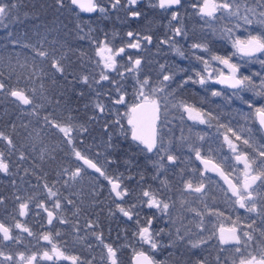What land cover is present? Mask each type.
<instances>
[{
  "label": "trees",
  "instance_id": "16d2710c",
  "mask_svg": "<svg viewBox=\"0 0 264 264\" xmlns=\"http://www.w3.org/2000/svg\"><path fill=\"white\" fill-rule=\"evenodd\" d=\"M118 1L122 13L126 0ZM0 5L6 15L0 21V221L12 236L7 240L0 235V259L18 260L20 253H34L35 245L41 251L52 245L89 246L96 240L129 245V228L116 217L118 206L127 209L132 197L165 194L160 171L148 161L125 116L135 100L128 65L114 74L103 72L94 55L113 30L126 35L127 12L86 16L70 0H0ZM216 43L209 45L224 46ZM13 89L29 96L30 104L14 100ZM173 95L187 100L179 92ZM244 97L238 92L208 99L201 107L207 129L194 132H226L237 138L260 134L253 112L264 109V101ZM61 126L69 132L64 134ZM245 142L248 159L262 166L258 170L264 180V159L258 153L264 140ZM77 153L95 161L103 176L83 168ZM114 180L125 191L120 202L110 189ZM73 254L82 256L83 249Z\"/></svg>",
  "mask_w": 264,
  "mask_h": 264
},
{
  "label": "flooded vegetation",
  "instance_id": "af4514ba",
  "mask_svg": "<svg viewBox=\"0 0 264 264\" xmlns=\"http://www.w3.org/2000/svg\"><path fill=\"white\" fill-rule=\"evenodd\" d=\"M224 1L211 2L213 24L216 25L213 26L214 28L231 24V21L224 16L228 10L226 5L221 6ZM218 5L223 8L224 13L221 9H217ZM118 8L121 7L117 6L109 12L114 11L116 16L120 17L119 14L122 16L126 11L130 20L128 29L126 28L128 31L125 35L122 29H118V32L113 30L114 37L112 35L110 41L113 39V43H117L128 40L134 43L126 45L123 51L118 53L123 65L126 63L129 65V77L133 83L139 82L137 81L139 79L132 77L135 74L133 72L138 70L143 75L140 81L144 75L149 76L150 80L163 77L162 86H165L166 94L170 93L174 101L181 102L186 107L197 109L202 115L200 118H206L207 122L208 118L201 107H205L207 100L212 97L222 98L224 94L241 92L246 99L250 97L256 101H264V70L262 69L264 38H261V41L251 42L261 43V51L255 55L250 56L245 53L243 51L245 46L239 47L238 50L244 54L245 61H242L236 73L218 72L216 84L213 79L204 80L205 66L202 67L204 58L215 56L235 60L236 55L232 56L234 51L231 44L226 39L218 37V32L201 20L200 0H180L175 7H160L159 0H138L130 4L125 3L122 13ZM134 13H138V16L132 15ZM95 14L97 11L92 15ZM208 40L224 46L211 48ZM139 42L141 47L138 45ZM144 42L146 43L143 44ZM199 45L204 49L199 50ZM252 58L259 60L249 65V59ZM113 66L106 72L112 74L115 69L120 68V63ZM222 73L238 77L241 85L236 89L227 87L218 79ZM137 87L138 85H133L134 93ZM250 90L259 94L252 96ZM175 92L181 93L187 100L177 99L173 95ZM134 98L136 100L128 111V122L133 136L140 141V134L130 116V109L136 102L150 99ZM150 101L159 107V115L155 119L157 145L153 151H148L141 141L140 144L147 152L148 161H152V166L160 171L159 175L164 181L162 193L165 196L150 198L147 194L143 198L132 197L128 203L130 210L125 212H121L124 207L118 206L119 212L116 217L122 218L123 224L128 226L127 240L130 244L109 245L101 244L96 240L97 244L89 246L52 245L49 246L48 251H41L40 246L35 245L32 259L38 264H133L132 258L136 253H145L154 264H264V180L258 170L262 166L251 164L245 142L247 138L253 141L264 140V135L256 121V111L264 112V109L256 108L253 112L260 134L242 133V137L237 138L226 132L196 133L194 130L197 127L189 124H184L183 127L182 123L174 132H165L169 131L171 125L169 127L167 125L166 130L163 131L159 120L163 118L183 120V117H164L163 108L153 100ZM178 110L173 114L181 113L180 109ZM243 112H247L246 104H243ZM241 121L244 125L247 122V120ZM259 149V156L264 159V147L261 146ZM196 154L218 164L234 180L238 194L233 195L217 176L204 172L195 158ZM79 155L82 154H76L77 160ZM238 158L241 160L239 161ZM78 162L80 163L79 160ZM80 165L87 169L83 164ZM242 169L245 173L256 174L248 184L239 180L242 177L240 174ZM89 171L103 176V170L101 174ZM115 182H119L120 192L122 186L118 180L112 182L110 189L115 200L120 202L125 191L122 188V197L117 199L113 192ZM222 228L234 231L236 239L231 233L226 232L221 239ZM142 230L148 231L151 238L148 240L141 238ZM154 240L161 243L153 246ZM77 249H83L84 255H74ZM157 253L163 256L160 255L159 259Z\"/></svg>",
  "mask_w": 264,
  "mask_h": 264
},
{
  "label": "rangeland",
  "instance_id": "374dc122",
  "mask_svg": "<svg viewBox=\"0 0 264 264\" xmlns=\"http://www.w3.org/2000/svg\"><path fill=\"white\" fill-rule=\"evenodd\" d=\"M138 0H126L127 4H130L131 2H135ZM213 0H200V18L202 21L206 22L208 26H216L213 24V16H212V2ZM95 3L97 5V16H102V17H108L109 16V11L111 9H115L119 1L118 0H95ZM221 4V3H219ZM226 5L228 7V10L225 12L224 16L228 18V20L231 21L230 25H219L217 27H213V30H216L218 32V37L224 38L227 40L228 43L231 44L232 49L234 51L233 55H236L235 60L233 59H223V58H218V57H209V58H204V62L202 63V67H204L205 72H204V80H210L213 79L215 83L217 84L218 81L216 79L217 73L222 72V71H231V72H237V70L240 68V64L242 65V61H245V56L242 53V51H239L238 48H242L249 43L255 41V40H260L261 38H264V0H225L222 2L221 6ZM218 5L217 9H221L224 13L223 6L221 7ZM3 6L0 5V21L4 20L6 15H3ZM216 9V10H217ZM175 15V14H173ZM177 15V14H176ZM206 25V26H207ZM114 37V35H113ZM144 42L143 44H145ZM124 46H117L115 47L113 45V39L110 41V39L105 38L104 41L101 40V43L97 44V48L95 49V58H96V63L98 67H100L103 72L113 68L114 64H119L120 66H123V60L122 62L120 61V58L118 56V53L122 52L123 49L125 48L126 45L128 44H134L132 41L126 40L125 43H123ZM139 47H141V42L138 43ZM114 46V47H113ZM120 47V49H118ZM204 47L202 45H199L198 49L203 50ZM264 48V45H263ZM126 52V50L124 51ZM264 53V51H263ZM259 58H252L249 59L248 64H252L254 61H258ZM227 61V64L224 62ZM127 64V63H126ZM131 64V63H130ZM244 65V64H243ZM97 67V68H98ZM128 65V69H129ZM138 70V69H137ZM102 73V71H101ZM135 74L132 75L134 79H139L136 82L134 81L135 85H138L135 93V97L138 99L141 98H146L153 100L156 104L161 106L163 108V114L165 116H174V117H183V120H164L161 119L159 120V123H161L162 130H166V126L171 125L169 127V131L165 132H174L172 129L173 126H178L180 123L183 124H189L193 125L194 127H199L198 130H200L202 127L207 129V120L206 118H200L202 115L197 109H194L193 107H186L184 106L183 103L174 101L170 96V93L166 94L165 91V86H162V79L163 77H158L157 79H149L150 77L147 75H144V78L142 81H140V77L142 75V72L135 71L133 72ZM99 74V73H98ZM136 77V78H135ZM104 75L99 78V81H102L104 79ZM151 81V82H150ZM165 84V83H164ZM264 85V81H263ZM135 99V98H134ZM136 100V99H135ZM134 100V101H135ZM123 101V100H121ZM120 100L117 101V103L121 102ZM131 106V105H130ZM97 110H102L104 107L102 105H98ZM115 108V106H114ZM130 108V107H129ZM180 109L181 113H176L173 114L174 111ZM179 111V110H178ZM102 113V112H101ZM182 114V115H181ZM181 115V116H180ZM125 116L129 118V114H125ZM188 118V119H187ZM187 119V120H186ZM173 125V126H172ZM60 129L64 134H67L70 129H68L67 126H61ZM204 130V131H205ZM200 136V135H199ZM240 161L241 159L238 158ZM160 164V163H159ZM240 174L242 175L241 182L244 184H248L252 177L256 175L254 172L250 173H245L244 170L242 169ZM239 177V174H237ZM113 181H109L110 186ZM122 188L120 189V193H122ZM51 196H54L53 193H51ZM150 198L153 196L149 195ZM124 207V206H122ZM126 209V207H124ZM120 209L121 212H125L130 209ZM161 211V210H160ZM141 238L143 239H150L151 235L149 232H144L143 230L141 231ZM142 241L144 242V240ZM152 236V240H153ZM148 242V241H147ZM161 241L154 240L153 246L160 244ZM34 253L32 254H23L20 253L18 260L11 261L10 259L8 260H2L0 259V264H38L34 259H32ZM159 255V259L161 256L160 253H157ZM161 255V256H160Z\"/></svg>",
  "mask_w": 264,
  "mask_h": 264
},
{
  "label": "water",
  "instance_id": "95a60500",
  "mask_svg": "<svg viewBox=\"0 0 264 264\" xmlns=\"http://www.w3.org/2000/svg\"><path fill=\"white\" fill-rule=\"evenodd\" d=\"M180 0H159L160 7L178 5ZM70 3L77 8L83 15L90 16L97 11V5L95 0H70ZM243 51L248 55H255L261 51V43L256 41L250 43L243 48ZM218 79L227 87L231 89H236L241 85V81L238 77L222 73L218 76ZM240 81V83H236ZM11 97L19 102L22 106H28L31 102L29 96L25 93L13 89L10 91ZM159 115V107L153 105L150 100H140L136 102L130 109V116L133 119L135 127L138 129L140 134L141 144L148 151H153L157 145V125L155 119ZM256 121L258 126L264 135V112L261 110L256 111ZM198 164L201 166L204 172L213 174L219 178L223 185L230 190L233 195L238 194V187L234 180L227 175L223 169L216 164L213 160L204 158L199 154L195 155ZM78 160L83 164L88 170L94 171L101 174V168L91 159L83 155L78 156ZM119 182H115L113 185V192L117 199H121L122 195L119 192ZM22 209V214L24 213ZM226 233H231L232 237L236 239V233L229 228H222L220 231V237ZM0 234L6 239H11V233L7 225L0 221ZM133 264H154L149 256L145 253H136L132 258Z\"/></svg>",
  "mask_w": 264,
  "mask_h": 264
},
{
  "label": "snow or ice",
  "instance_id": "6c2138e0",
  "mask_svg": "<svg viewBox=\"0 0 264 264\" xmlns=\"http://www.w3.org/2000/svg\"><path fill=\"white\" fill-rule=\"evenodd\" d=\"M132 15H134V16H138V13H134V14H132ZM131 35V34H130ZM226 64H227V61H224ZM245 79H247V77H245ZM236 83H240V81H237Z\"/></svg>",
  "mask_w": 264,
  "mask_h": 264
}]
</instances>
